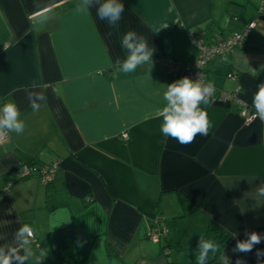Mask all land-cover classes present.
Returning a JSON list of instances; mask_svg holds the SVG:
<instances>
[{
    "label": "crops",
    "instance_id": "1",
    "mask_svg": "<svg viewBox=\"0 0 264 264\" xmlns=\"http://www.w3.org/2000/svg\"><path fill=\"white\" fill-rule=\"evenodd\" d=\"M262 1L122 0V18L111 28L95 4L77 11L79 0H0V103L14 102L25 122L22 134L0 141L5 253L27 250L32 255L25 264H60L75 241L81 264H189L190 246L212 220L231 234L223 251L229 264L238 257L257 264L264 240L248 253L232 249L248 232L264 234V197L256 194L264 182V121L257 116L247 124L235 103L211 99L201 105L212 124L209 134L182 145L165 141L155 112L167 85L183 78L168 72L167 61L189 63L198 56L192 34L211 42L250 21L255 25L243 46L213 57L204 71L213 95L234 91L253 107L264 82ZM129 30L155 51L153 65L124 74L114 62L126 55L120 41ZM28 91L47 97L38 101V112ZM31 157L58 162L51 185L34 174L20 178ZM179 193L196 209L173 218L183 212ZM157 215L168 234L153 243L148 229ZM22 225L33 229L37 245L17 242ZM164 246L170 253L162 254Z\"/></svg>",
    "mask_w": 264,
    "mask_h": 264
},
{
    "label": "clouds",
    "instance_id": "2",
    "mask_svg": "<svg viewBox=\"0 0 264 264\" xmlns=\"http://www.w3.org/2000/svg\"><path fill=\"white\" fill-rule=\"evenodd\" d=\"M97 5V16L100 20L106 21L111 28H118L119 22L124 11L122 0H79L76 5L77 11H88L93 5ZM43 19H47L44 17ZM41 20V23L43 22ZM163 26L162 28L167 27ZM111 35V33H109ZM121 48L125 50L126 55L123 59L117 58L115 65L118 70L124 74L135 72L144 64L153 65L154 48H150L147 39L142 34L134 30H129L121 38ZM253 77L256 72L251 73ZM18 89H13V92ZM214 93L212 83H204L200 78L192 80L185 76L168 84L163 91L162 98L164 104L155 112L156 117H162L160 132L165 141L171 137L182 145H187L195 140L197 135L207 136L212 124L208 118L207 111L201 105L209 106L212 102L211 97ZM27 98L33 112H38L41 105L38 101H46L47 97L43 91L27 92ZM253 107L255 114L261 121H264V82L258 85V89L253 96ZM21 113L18 106L8 101L0 105V138L7 133L15 132L17 135L22 134L25 129V122L20 118ZM258 197H264V182L256 188ZM247 239H237L235 247L232 249L235 253H248L264 240V234L256 231L248 232ZM33 229L29 225H22L15 233V239L18 243L28 245L32 242ZM199 251L196 255V264H207L209 254L215 256L219 254L220 264H229V257L223 251L218 243L211 239L200 237ZM32 255L25 250L23 256L16 251L9 249L7 253L3 247H0V264H25V261ZM41 257L47 254L41 252ZM257 264H264L259 258L264 256V250L257 249ZM41 264V262H40ZM236 264H247V261L237 258Z\"/></svg>",
    "mask_w": 264,
    "mask_h": 264
},
{
    "label": "built area",
    "instance_id": "3",
    "mask_svg": "<svg viewBox=\"0 0 264 264\" xmlns=\"http://www.w3.org/2000/svg\"><path fill=\"white\" fill-rule=\"evenodd\" d=\"M261 9H264V1H262ZM254 22L250 21L246 24L241 30L232 32L231 35L227 37L218 36L215 40L211 42H207L204 40L201 35H193V41L195 43V47L198 49V56L195 58L194 61L189 63H181L175 60L169 59L167 61L168 72L174 76H181V77H189L192 80L201 79L204 83H206V75H205V64L211 60L213 57H224L230 54L233 50L240 48L246 42L247 38L249 37V31L251 28L254 27ZM228 77H235L234 72H230L227 75ZM211 99H218L223 103H235L238 106V113L240 118L243 119L245 123H250L257 118L255 114V109L248 105L237 92H230V91H222L220 90L217 93V96L212 95ZM1 102V101H0ZM0 105H3L0 103ZM8 138V133L0 138V141H4ZM122 138L127 140L128 135L127 133L122 134ZM57 162H53L50 165H44L40 170L39 174L42 176V180L45 186L52 180L54 177V173L57 170ZM28 172V169H26ZM25 173V172H24ZM9 185L4 187L8 189ZM168 227L163 224V219L161 216L157 215L150 228L148 229V238L153 243H160L163 237H166L168 234ZM37 242L36 236L33 232L32 242ZM36 245V244H35ZM162 254L170 253L167 248L162 250Z\"/></svg>",
    "mask_w": 264,
    "mask_h": 264
},
{
    "label": "trees",
    "instance_id": "4",
    "mask_svg": "<svg viewBox=\"0 0 264 264\" xmlns=\"http://www.w3.org/2000/svg\"><path fill=\"white\" fill-rule=\"evenodd\" d=\"M258 12H264V9H261L259 7ZM199 34V33H198ZM196 35V34H194ZM201 37L203 38H207V36L204 34L203 36L201 35ZM47 165V163L41 162L40 159H38L37 157H31L30 159H28L26 162H24L23 166H30L33 169L32 170H38L40 169L42 166ZM34 166V167H33ZM56 173V172H55ZM27 175H25V173L21 174L20 178H24ZM179 196V202L182 207V214H180L179 216H175L173 218H177V217H182L185 216L187 214L192 213L193 211H195V207L193 205H191V201L184 196L183 194H178ZM161 216V215H159ZM153 223V222H152ZM151 223V225H152ZM207 230L204 234L205 239H211L213 241H215L216 243H218L221 247V251H224V248L226 247V245L229 243L230 238H231V234H229V232L220 227L219 224H217L216 222L210 220L209 221V225L208 227H206ZM199 241L193 243L190 246V252L191 253V259L189 264H196V255L198 254L199 248ZM33 245H37V242L35 243H30ZM165 249V246L162 248V250ZM79 247L77 246V242L72 241L70 243V245H68V247L65 249V251L61 254V256H59V262L60 264H81V260H80V255H79ZM107 251L109 254H112L113 251L111 249V247L109 245H107ZM219 252L215 254V256H213L211 253L209 254V259L207 261V264H211L214 263L218 258H219Z\"/></svg>",
    "mask_w": 264,
    "mask_h": 264
},
{
    "label": "rangeland",
    "instance_id": "5",
    "mask_svg": "<svg viewBox=\"0 0 264 264\" xmlns=\"http://www.w3.org/2000/svg\"><path fill=\"white\" fill-rule=\"evenodd\" d=\"M47 165H49V164H47ZM57 166H59V164H58V162H57ZM34 167V166H33ZM43 167V166H42ZM41 167V168H42ZM23 171H22V173H24L25 172V175H27V176H29V175H36V176H38L40 179H41V181H42V183L44 184V182H43V180H42V176L39 174V170L41 169H38V170H32L33 168L32 167H30V166H23ZM26 169H28V172H26ZM57 169H58V167H57ZM57 171V170H56ZM54 178H55V173H54V177L52 178V180L47 184V185H51L52 184V182L54 181ZM45 185V184H44Z\"/></svg>",
    "mask_w": 264,
    "mask_h": 264
}]
</instances>
